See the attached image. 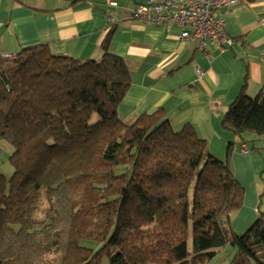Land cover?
<instances>
[{"label": "trees", "instance_id": "1", "mask_svg": "<svg viewBox=\"0 0 264 264\" xmlns=\"http://www.w3.org/2000/svg\"><path fill=\"white\" fill-rule=\"evenodd\" d=\"M114 29L99 60L45 44L1 60L0 141L13 173H0V264H208L229 245L230 264H264V212L233 231L244 190L195 128L173 130L162 108L118 118L131 79L109 52ZM221 127L241 143L263 136L264 95L243 88ZM260 179L264 195V166Z\"/></svg>", "mask_w": 264, "mask_h": 264}, {"label": "crops", "instance_id": "2", "mask_svg": "<svg viewBox=\"0 0 264 264\" xmlns=\"http://www.w3.org/2000/svg\"><path fill=\"white\" fill-rule=\"evenodd\" d=\"M120 1L99 9L85 0H0V55L45 44L55 55L99 60L100 43L114 24L109 52L126 61L131 79L118 118L130 123L162 108L173 130L192 125L212 153L221 156L232 143L234 177L246 183L254 174L252 159L221 118L243 88L249 98L264 95V0L231 6L224 31L232 45L207 42L202 49L196 40L181 39L176 26L167 32L131 19L142 0ZM7 146L0 141V151H10ZM250 220L242 217L233 227L241 231Z\"/></svg>", "mask_w": 264, "mask_h": 264}, {"label": "built area", "instance_id": "3", "mask_svg": "<svg viewBox=\"0 0 264 264\" xmlns=\"http://www.w3.org/2000/svg\"><path fill=\"white\" fill-rule=\"evenodd\" d=\"M109 7L118 6L116 0H102ZM239 0H142L130 12L133 20H144L156 26L163 27L167 32L173 26L181 29L180 38L196 40L202 49L205 43L213 42L220 47L230 46L233 40L224 31V18L229 8ZM110 21V20H108ZM15 53L0 55V64L3 58L13 59ZM201 73L200 69H197ZM240 152L247 154L246 146Z\"/></svg>", "mask_w": 264, "mask_h": 264}, {"label": "rangeland", "instance_id": "4", "mask_svg": "<svg viewBox=\"0 0 264 264\" xmlns=\"http://www.w3.org/2000/svg\"><path fill=\"white\" fill-rule=\"evenodd\" d=\"M120 3L122 4V6H126L130 5L132 1L121 0ZM246 139H248V142L245 143V146L249 150V156L252 159V171L254 172V174L253 177H249L246 183L243 184L236 179L244 190V197L242 207L230 214V226L232 227L233 231L238 234H242L251 226V224L256 219L258 211L264 212V195H262L263 186L260 179V174L264 166V135L259 137L257 136L256 139L250 137H247ZM237 144V146L239 147L241 142L238 141ZM7 147L8 149H10V151H0V173L8 178L13 173V168L9 162V155L12 152V148L9 146ZM209 152L218 160L228 163L235 175L234 164L231 161V156L233 153L228 156L226 154V151H224L220 156L218 154L212 153L211 151ZM242 217H246L248 219L251 218V220L249 221L250 223L248 227H244L243 230L236 231L233 227V224L236 226L237 220ZM235 254L236 248L229 245L216 256H214L208 264H230ZM102 264H107L105 259L103 260Z\"/></svg>", "mask_w": 264, "mask_h": 264}]
</instances>
